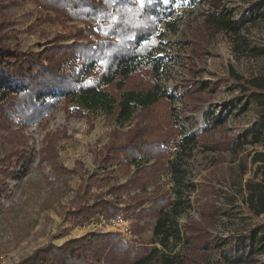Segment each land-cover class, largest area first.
I'll list each match as a JSON object with an SVG mask.
<instances>
[{
	"label": "rangeland",
	"instance_id": "obj_1",
	"mask_svg": "<svg viewBox=\"0 0 264 264\" xmlns=\"http://www.w3.org/2000/svg\"><path fill=\"white\" fill-rule=\"evenodd\" d=\"M129 1L143 3L145 0ZM165 4H172L171 8L175 9L172 19L177 21V29H168L165 24L161 27L164 30L162 45L156 50V56L163 59L164 66L160 68L159 84L161 90L173 93L172 105L180 121L170 126L177 130L163 147L167 161L178 159L180 171L175 175L163 172L157 184L161 193L171 199H177V190H180L183 203L178 213L171 207L168 209L172 220L165 228L173 230V236L167 244L159 240L162 234L155 236L156 217L145 215L141 219L125 211L121 213L129 218L132 228L134 224L144 228L138 234L133 233L136 236L133 242L122 240L149 249L158 248L147 264H160L164 254L175 260L184 257L185 264H232L226 255L235 244V238L250 232L259 222L244 207L243 186L253 176L256 164L251 157L254 148L260 146L248 144L235 152L215 151L207 146L248 128L257 116V109L246 97L240 96L233 82L222 83L216 91L211 89L216 80L232 69L246 78L264 73V56L255 54V48H264V21L259 12L264 0H168ZM3 13L8 21L6 32L10 47L32 53L43 51L55 41H74L69 37L75 32L73 26H84L82 21H54L55 12L35 0H12L5 5ZM223 13L242 22L238 33L217 25L215 19ZM73 61L77 63L79 57L74 56ZM100 63H96L95 70ZM80 67L78 64L77 68ZM203 83L209 88L201 89ZM0 89L3 90L1 82ZM79 99V95L63 99L58 108L25 127H21L17 119L8 130H0L1 168H5V157L13 150L11 138L16 131L25 137L24 147L32 153L29 162L13 160V169L21 171V176L7 180L8 196L0 200V264H17L42 246L62 245L90 231L115 232L112 225L100 226L101 222L95 217L79 221L72 219L68 212L79 204L94 202L96 195L102 193L106 198L119 200L126 208L132 202L131 195L141 192L136 189L117 197L106 191L112 185L128 181L139 168L153 163L156 158L123 154V163L128 162L129 166L120 160L107 165L99 163V152L110 141L111 132L133 128L141 108L127 121L101 109H85V116H70L67 109L80 106ZM201 124L205 129L197 136V142L183 148V137ZM56 131L64 132L65 136L57 145L58 159L52 162L43 157L42 149L48 145L47 135ZM172 143H177L181 151L172 152ZM95 175L102 179L87 191L79 192ZM156 186L150 185L147 193L153 194ZM211 199L218 200L221 207L220 216L209 227L215 248L195 262L199 255L188 250L185 224L202 220L200 205ZM151 205L152 202H148L145 207ZM172 222L175 228L171 229ZM259 258L263 260L264 254Z\"/></svg>",
	"mask_w": 264,
	"mask_h": 264
},
{
	"label": "trees",
	"instance_id": "obj_2",
	"mask_svg": "<svg viewBox=\"0 0 264 264\" xmlns=\"http://www.w3.org/2000/svg\"><path fill=\"white\" fill-rule=\"evenodd\" d=\"M11 1L0 0V82L3 84V90L0 89V130H8L17 119L21 127L37 122L58 108L63 99L78 95L80 106L67 109L70 116H85V109H101L129 120L141 108L135 126L126 132L113 130L110 141L99 152L102 165L118 160L123 163V154L134 158L144 155L156 158L153 163L139 168L128 181L112 185L106 191L117 197L136 189L141 192L131 195L132 202L126 208L119 204V200L106 198L102 193L96 195L94 202L79 204L68 214L79 221L92 217L99 221L100 215L111 218L123 211L141 219L151 215L156 217L155 236L162 234L159 240L167 244L173 236V230L165 228L172 220L168 209L171 207L174 213H178L183 203L180 190H177L178 198L171 199L161 193L157 184L163 172L175 175L180 171L178 159L167 161L163 147L176 133L177 128L170 126L180 120L174 113L173 93L160 88L159 74L164 61L156 56V50L162 45V25L177 29V21L172 19L175 14L172 4L167 5L163 0H145L143 3L129 0H35L55 12L54 21H82L84 26H73L75 32L69 37L74 41H55L43 51L32 53L13 49L8 44V21L3 9ZM259 12L264 21V4ZM215 22L221 29L233 33L239 32L242 23L225 13ZM255 54L264 56V48H255ZM74 56L79 57L77 63L73 61ZM99 61L101 63L95 70ZM78 64L80 68H77ZM226 82H233L239 88L240 96L254 104L257 116L241 133L227 136L207 146L208 149L235 152L248 144L260 146L254 148L251 157L252 163L256 164L253 176L243 186L246 193L244 207L259 222L250 232L235 238L226 257L232 264H264V259L259 258L264 254V73L246 78L232 69L228 75L216 80L211 90L216 91ZM203 88H209L208 84L203 83ZM216 121L220 119L216 118ZM204 129V124L194 128L183 137L181 146L184 148L197 142V136ZM63 133L56 131L47 135L48 145L42 149L45 159L57 161V145L65 136ZM11 139L13 150L5 157V168L0 167V200L8 196L7 180L21 176V171L13 169V160L29 162L32 158V153L24 147L26 139L19 131ZM123 164L130 165L128 162ZM98 179L102 178L91 177L90 183L83 184L79 192L90 189ZM152 184L157 185L156 189L153 194H148L147 189ZM148 202L152 205L145 207ZM200 209L202 220L185 224L188 250L199 255L195 262L214 250L213 233L209 227L221 214L216 199L201 204ZM143 228L134 224L132 231L138 234ZM169 228H175L173 222ZM157 251L158 248L125 243L117 232L90 231L68 239L62 245L42 246L17 264H147ZM186 262L184 257L175 260L168 254L159 260L160 264Z\"/></svg>",
	"mask_w": 264,
	"mask_h": 264
},
{
	"label": "built area",
	"instance_id": "obj_3",
	"mask_svg": "<svg viewBox=\"0 0 264 264\" xmlns=\"http://www.w3.org/2000/svg\"><path fill=\"white\" fill-rule=\"evenodd\" d=\"M170 148L175 154L181 151L180 146L177 143H172ZM99 218V221L101 222L100 226L104 224L107 226L112 225L114 231L119 233L125 242H133L132 240L136 239V236L132 231V223L130 222L129 218L125 216V214L119 213L111 218H106L105 216H100Z\"/></svg>",
	"mask_w": 264,
	"mask_h": 264
},
{
	"label": "crops",
	"instance_id": "obj_4",
	"mask_svg": "<svg viewBox=\"0 0 264 264\" xmlns=\"http://www.w3.org/2000/svg\"><path fill=\"white\" fill-rule=\"evenodd\" d=\"M88 110H89V109H88ZM131 118H132V117H131ZM120 120H121V121H127V120H125V119H123V118H120ZM129 120H130V119H129Z\"/></svg>",
	"mask_w": 264,
	"mask_h": 264
},
{
	"label": "bare ground",
	"instance_id": "obj_5",
	"mask_svg": "<svg viewBox=\"0 0 264 264\" xmlns=\"http://www.w3.org/2000/svg\"><path fill=\"white\" fill-rule=\"evenodd\" d=\"M79 232H82V230L79 228V230H78Z\"/></svg>",
	"mask_w": 264,
	"mask_h": 264
},
{
	"label": "snow or ice",
	"instance_id": "obj_6",
	"mask_svg": "<svg viewBox=\"0 0 264 264\" xmlns=\"http://www.w3.org/2000/svg\"><path fill=\"white\" fill-rule=\"evenodd\" d=\"M165 2H168V0H165Z\"/></svg>",
	"mask_w": 264,
	"mask_h": 264
}]
</instances>
